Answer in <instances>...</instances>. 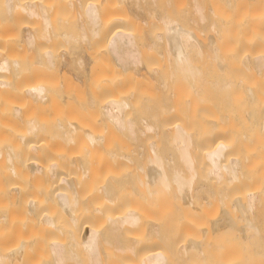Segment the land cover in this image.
Segmentation results:
<instances>
[{"label": "bare ground", "instance_id": "bare-ground-1", "mask_svg": "<svg viewBox=\"0 0 264 264\" xmlns=\"http://www.w3.org/2000/svg\"><path fill=\"white\" fill-rule=\"evenodd\" d=\"M189 1L187 25L204 28L208 21L213 32L200 37L203 42L186 31L188 13L181 15L182 27L173 25L167 16L173 0H0V104L18 103L0 110V175L6 178L0 182V264H264V18L256 14L264 11V0H209L208 14L201 0ZM116 8L124 11L123 22L111 19ZM60 11L78 19L74 36L65 22L54 21ZM30 18L40 22L38 29H23ZM144 26L151 27L150 37L140 39ZM13 31L20 37L15 43L8 38ZM70 39L78 42L81 68L71 81L91 96L76 101L66 124H56L47 136L25 113L48 100L42 78H54L67 65L64 54L43 49ZM100 47L106 53L98 61ZM192 53L203 56L205 70L216 72L215 94L222 99L216 113L209 103L217 95H206L205 71L192 62ZM234 56L239 58L230 62ZM127 84L157 89L153 96L164 98L161 120L129 119V101L144 98L114 101ZM186 90L196 92L197 100L184 96ZM206 96L215 113L209 118ZM101 99L100 116L87 112L81 125L84 116L77 117L81 123L75 116L82 106L95 107ZM17 122L27 125L20 138L11 132ZM108 129L119 150L100 134ZM43 138L79 141L85 157L96 153L101 161L80 166L72 179L54 165L41 169L27 154L46 156L50 145H37ZM115 196L139 209H117ZM156 212L163 213L160 222L152 219ZM182 213L186 222H180ZM135 228L147 230L145 236L137 240Z\"/></svg>", "mask_w": 264, "mask_h": 264}, {"label": "rangeland", "instance_id": "rangeland-1", "mask_svg": "<svg viewBox=\"0 0 264 264\" xmlns=\"http://www.w3.org/2000/svg\"><path fill=\"white\" fill-rule=\"evenodd\" d=\"M71 1L73 3H78L79 0H71ZM32 2L39 4V3H41V0L40 1L39 0H32ZM201 6L203 7L205 14L211 13V4H210L209 0H201ZM183 12L184 13L186 12V15L188 13V16L186 17V31L191 32L192 36H194L195 38H198L199 40H201L203 42L204 40L200 39V37L205 38V40H206V39H208V38H206L207 36H210L213 34V32L211 33L207 27L208 21L204 22L207 24V25H204V28H196L195 26L190 25V24L187 25V23H190V21L188 19L190 18V14L192 12V5L190 4L189 0H173L172 4L168 7L167 16L169 17V19L174 21V24H173L174 26L178 24L182 27L184 25V19L181 18V15L183 14ZM158 13H160V10H158ZM256 14H257L258 19L261 20L264 18V11H257ZM109 15H111L112 20L121 19V21H119V22L124 21V15L125 14H124V11L121 10L120 8H116L115 11L113 13H110ZM14 18H15V20H20L18 16H15ZM30 19H32L33 21L32 20L29 21L28 26H25L27 23V21H25L23 29H33V30L38 29L40 22H36L33 18H30ZM54 19H55V16H54ZM28 20H29V18H28ZM54 21L60 22L61 24H63L65 22L64 25H65V27H67L66 30L67 31L69 30L68 31L69 34L72 33L73 31H75V28L79 24L78 19L74 18L73 16H71V14H69V12H66V11H63V12L60 11L58 16H57V19H55ZM150 28L151 27H149V26H144V27H142V29H140L137 32V35L140 37V39L150 37V35H149ZM228 30H229V25L227 27H225L224 29H221L219 31V34L221 36L226 35L228 33ZM74 33L75 32H73L71 35L74 36L73 35ZM196 36H199V37H196ZM8 38L11 40L12 43H15L18 41V39L20 37H19L18 32L13 31V32H10L8 34ZM70 42L68 43L69 45L66 44L67 42L66 43L64 42L61 44L60 43L56 44L54 46H51V45L46 46L47 48L43 47V48H45V50L43 49L44 52H46L47 50L50 49V50L57 51L59 53L64 54L65 59H67L66 60L67 65L64 64V65L60 66L59 71L57 72V75H55L54 78L48 77L49 78V80H48V78L46 77L47 79L46 78L45 79L47 81L44 80V82H43V78H42L41 83L43 85H45V87H46L48 100L42 108L34 105V106L29 107L25 113L29 120H34V121L40 122L48 130L47 136H50V135H52V133L53 134L55 133V125L56 124H58V123L66 124L67 113H68L70 107H72L74 104H76V101H79V99L83 100V99L89 98V96H91V92L88 89H83V88L77 87V84L71 81L72 79H74L78 76L81 68L79 65H77L78 64V63H76L77 61H75L77 59V57H79V55H80V51H78V49H79L78 42L77 43L74 42L73 39H70ZM62 44H63V46H62ZM64 44L66 46H64ZM43 51H42V53H44ZM102 51L104 54H102ZM38 52H39V50L36 51V54ZM105 53H106L105 49L103 47H100L98 58H95V59L98 61H100L101 59L103 60V57H104L103 55H105ZM4 54H5V49L0 48V57ZM75 55H77V56H75ZM195 56H196V54L192 53V55L189 57L192 58V62L195 63V65H196V63H197V65L199 63L198 66L202 67L203 72L205 71L203 73L204 74L203 76L205 77V79H204L205 86H206L205 88H207L209 91H211V95H210V94H208L209 91H207V89H206L205 90V91H207L206 95H208L210 98L217 95L220 98L219 99L217 96H216L217 98L213 97V98H211V100H212L211 103H209L208 101L210 100V98H208L206 96L208 98V100L207 101L205 100V104H204L203 108H206L207 106L208 107H207V109H204V112L206 113V114L204 113L206 115L204 117L209 118L211 116V114L213 115L216 113V110L218 111L219 106H220L219 103L222 102L220 95L215 94L216 92L218 93V91L215 90V88L217 87L216 82L218 81V77L214 76L216 73L215 70H214L215 73L212 70H209V68H208V70H205V68L207 69V67L205 64L206 62H204V60H203V56L198 55V54L196 57ZM199 56H201V57H199ZM235 58H237V57L234 56V58L232 57L231 59H229L230 62L237 60L239 57L237 59H235ZM198 59H201L202 62L200 60L198 61ZM205 59H206V57H205ZM237 62H235V63H237ZM233 64L234 63H232L231 65H233ZM160 65L161 64H155V65H153V67L155 69H160ZM163 65L164 64H162V66ZM203 67H205V68H203ZM143 68H145L144 64L141 65L140 70H143ZM8 78L12 79L13 81L15 80L14 78H12V76H10ZM103 78H104V76H102L100 78V80H103ZM138 79L140 81H143V78H141L142 80L140 79V77ZM28 80H29V78L27 77V81ZM109 80L113 81L114 79L112 77V78H109ZM35 82H37V81H35ZM206 82H208V83L206 84ZM151 83L156 85L155 81H152ZM60 87L64 88L63 93L61 95L57 93L58 89H60ZM136 87H140V85L135 86L132 84H127V85L123 86L121 88L120 92L118 94H116L117 96L113 97V99L116 98V99H114V101L120 102V101H123V99L130 100L129 99L130 97L132 99V98H134L135 95L137 97V94H138V98H144V99H140V101H139V99L136 100V98H135V100L137 102L135 101L134 104L131 103V101L133 102V100L129 101V107H126V109H127L126 112L129 110L127 112L129 119L134 120V121L151 120L153 122H156L158 119L161 120L160 114L162 112V106L160 105V103L164 101V98L159 102V99H156V97L153 96V94L156 93L155 92L157 90L156 87L153 88V89H156L155 91L150 88L152 91H154V93L149 90V86H147V85L142 86L141 88H138V89ZM217 89H218V87H217ZM195 93L196 92H193V91L190 92L189 90H186V92L184 91L183 95L188 96L189 98H192V102H194L195 100H197L196 98H198V97H196L197 93L196 94ZM150 97H152V99H148ZM109 100L113 101L111 98L108 99V101ZM216 100L217 101L220 100V102L219 101L217 102ZM101 101L102 102H100V101L98 102V105H97L98 107L95 106V107H91V108L87 109L84 106H82L83 109L80 108V109H82V111H79L80 114H77L75 116V119L80 121L77 117L79 115H81V116H79V118L84 116L83 118H81V121L83 122V124H81V125L84 126V123H86V121L88 120L87 119L88 117H86L84 115L85 113L90 112L91 117L92 116L93 117L100 116V114L102 113L101 107L103 108V105L105 104L103 99H101ZM206 102H208L211 107H216V109H214L215 113L211 109V107H209V105H207L208 103L206 104ZM213 103H215V104H213ZM17 106H18V103L15 100L4 101V102H1V104H0V110L9 112L10 110L16 108ZM84 108H85V110H84ZM210 111H212L213 113L209 114L210 116L208 117L207 113H209ZM173 120L174 119H170L169 124H171V122H173ZM81 121H80V123H81ZM89 122H91V120ZM180 122H181L180 120L176 121V123H180ZM168 126L170 127V125H168ZM26 131H27V125H25L23 122H17V123H14L11 125V132L15 138H20L21 136L25 135ZM100 134L106 136V139H107L106 143L107 144L110 140H112L113 141L112 143H113L116 150H119L120 148H122V145L117 142V140L114 138L115 137L114 133L110 129L105 130V132H101ZM4 144L5 143H4L2 131H0V147L3 146ZM44 144L50 145V150H49L48 154L46 156H43V157H41L39 154L35 155L34 157H33V155L27 154V156H30V162H36L37 165L41 166V169H44L46 167H50L53 165L57 166V169L59 171L58 173L60 174V176H66L69 179L78 177V175L81 173V167L80 166H82V165L97 166L101 161V156L99 154H96V153L91 155L90 157H85V155H84L85 150L83 149V146H82L83 143H80L79 141L78 142L76 141L75 143H73L71 145H66V144L60 143V142H53V141L47 142V139L43 138L38 142L37 145L42 146ZM162 157L164 159H166L167 154L163 153ZM15 162H16V159H15ZM147 164H148V161H146L144 163L142 162V165H141L142 168H144V169L147 168ZM148 167H150V165H148ZM16 180L19 182L25 181V179L22 177H17ZM200 181H201V179H200ZM200 181L197 179L196 183H200ZM0 182L5 183L6 178L1 177V175H0ZM98 183H99L98 181L93 182L95 187H98ZM126 186H128V188H129L132 186V183L129 182V183H127ZM35 196H36L35 194L31 195V198H36ZM114 199H115L114 204L117 207V209L118 208H126L127 206H134L135 208L139 209V205L137 203H135L134 201L128 202L127 200L126 201L122 200L121 196H115ZM96 208L100 209V205H97ZM162 215H163L162 212H156L154 215H152V219H154L156 222H160V220L162 219L160 216H162ZM181 215H182V219L180 222H186L187 221L186 220V214L182 213ZM146 231L147 230H145V229L135 228L133 231V234L138 240V239H141L142 237L145 236ZM108 250H109L108 252L110 253L111 249H108ZM161 252H162V250H161ZM163 252H164V250H163ZM107 256H109V255H107Z\"/></svg>", "mask_w": 264, "mask_h": 264}]
</instances>
